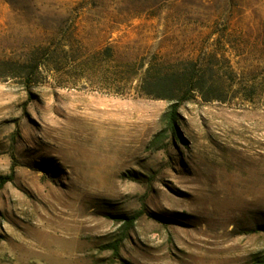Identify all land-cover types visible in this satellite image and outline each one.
<instances>
[{"label":"rangeland","instance_id":"374dc122","mask_svg":"<svg viewBox=\"0 0 264 264\" xmlns=\"http://www.w3.org/2000/svg\"><path fill=\"white\" fill-rule=\"evenodd\" d=\"M6 178L0 264H264V0H0Z\"/></svg>","mask_w":264,"mask_h":264},{"label":"trees","instance_id":"16d2710c","mask_svg":"<svg viewBox=\"0 0 264 264\" xmlns=\"http://www.w3.org/2000/svg\"><path fill=\"white\" fill-rule=\"evenodd\" d=\"M39 66L36 67L38 69ZM195 70V69H194ZM193 68L185 71L171 70L164 72L159 70V65L149 63L140 79V87L143 89V94L169 102V109L165 115L166 123L174 130L179 116V111L182 105L190 101L197 94H200L206 101L218 98H210V92H206V82L202 78H196L193 75ZM10 181V178L3 179L0 188ZM130 220V225L134 222ZM119 244L114 246L115 252H118Z\"/></svg>","mask_w":264,"mask_h":264}]
</instances>
